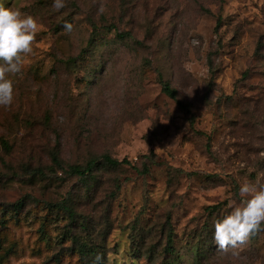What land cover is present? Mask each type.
I'll return each instance as SVG.
<instances>
[{
	"label": "rangeland",
	"instance_id": "1",
	"mask_svg": "<svg viewBox=\"0 0 264 264\" xmlns=\"http://www.w3.org/2000/svg\"><path fill=\"white\" fill-rule=\"evenodd\" d=\"M0 2L40 25L0 106V264H85L75 237L92 264H264V227L213 239L264 173V0ZM105 156L131 166L70 172Z\"/></svg>",
	"mask_w": 264,
	"mask_h": 264
},
{
	"label": "clouds",
	"instance_id": "2",
	"mask_svg": "<svg viewBox=\"0 0 264 264\" xmlns=\"http://www.w3.org/2000/svg\"><path fill=\"white\" fill-rule=\"evenodd\" d=\"M66 6V0H52L56 11ZM103 6L99 9L103 12ZM38 19L16 6L6 7L0 2V106L10 107L15 98L14 77L22 73L24 57L33 50L39 30ZM71 32L73 25L65 23ZM245 165L241 163L240 167ZM238 201L227 214L214 221V242L226 251L245 243L264 227V173L255 181L245 180L239 185ZM99 260V256L96 258Z\"/></svg>",
	"mask_w": 264,
	"mask_h": 264
},
{
	"label": "trees",
	"instance_id": "3",
	"mask_svg": "<svg viewBox=\"0 0 264 264\" xmlns=\"http://www.w3.org/2000/svg\"><path fill=\"white\" fill-rule=\"evenodd\" d=\"M247 77V73L243 74V78L245 79ZM163 92L171 99L176 100L177 99V93L175 90L171 88V86L168 83L163 84ZM179 106L186 111L187 114L191 115V111L189 110V107L181 102H178ZM194 117H191V121H194ZM6 145V144H5ZM7 147V145H6ZM53 162L55 165H59V160L57 157L53 158ZM102 165H104L107 168H119L122 166H131L130 162L127 160L119 161L117 159H113L111 157L105 156L104 161L102 164H97V162L92 161L88 163L86 167H71L70 172L73 175H76L81 178H89V177H95L94 173L97 171V169L101 168ZM98 169V170H99ZM24 207V202H18L11 206L12 210L16 213H18L21 209ZM71 214V213H70ZM74 242L77 245V251L82 258V260L85 261V264H92L91 261H89V251L87 250L86 246L82 244L77 237L74 238ZM169 249L171 250V243H172V235L169 236Z\"/></svg>",
	"mask_w": 264,
	"mask_h": 264
}]
</instances>
